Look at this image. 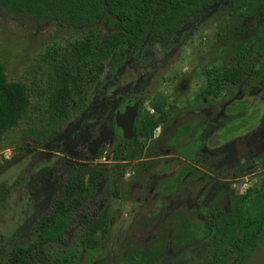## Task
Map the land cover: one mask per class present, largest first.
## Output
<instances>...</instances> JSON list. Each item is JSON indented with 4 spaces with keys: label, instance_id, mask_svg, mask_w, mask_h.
I'll use <instances>...</instances> for the list:
<instances>
[{
    "label": "rangeland",
    "instance_id": "obj_1",
    "mask_svg": "<svg viewBox=\"0 0 264 264\" xmlns=\"http://www.w3.org/2000/svg\"><path fill=\"white\" fill-rule=\"evenodd\" d=\"M231 2L212 0L163 42L115 47L79 94L75 48L85 29L0 9V64L28 97L23 116L0 138V264H12V248L35 243L37 218L80 165L103 175L90 197L73 203L63 235L45 245L40 260L213 264L214 251L229 250L209 238L200 206L222 207L228 190L264 182V60L254 64L263 71L247 77L243 90L224 86L216 96H201L210 72L231 59V40L255 28L264 11L262 0L255 15L238 20ZM90 28L111 32L101 23ZM64 64L74 77L66 96L59 76ZM129 98L163 120L137 157L114 158L121 146L114 113ZM184 138L190 144L182 147ZM101 211L104 231L89 232L87 218ZM229 252L223 264H234Z\"/></svg>",
    "mask_w": 264,
    "mask_h": 264
},
{
    "label": "trees",
    "instance_id": "obj_2",
    "mask_svg": "<svg viewBox=\"0 0 264 264\" xmlns=\"http://www.w3.org/2000/svg\"><path fill=\"white\" fill-rule=\"evenodd\" d=\"M211 1L0 0V9L12 14H26L38 23L54 20L85 29L84 35L78 39L77 50L75 48L78 52L79 94L83 81L89 79L93 82L97 78L102 71L103 61L115 47L125 45L138 48L143 44L163 42L189 16L201 11ZM261 1L232 0L231 13L238 20H244L255 15ZM260 15V22L255 28L246 29L237 39L231 40L235 46L231 59L210 72L201 96H216L224 86H228V90H243L247 77L263 71L261 66L254 65L264 60V11ZM96 23L104 24L111 32H94L90 27ZM66 66L64 64L59 68L63 82L62 96L68 94L67 85L74 82ZM67 105L62 110H66ZM27 106L25 86L19 81L7 80L0 64V138L6 130L18 123ZM154 109L157 111L156 107ZM57 110L60 113L61 108ZM162 120L163 115L154 116L147 110H139L134 120L133 137L122 139L121 146L113 150V157H137L144 142L152 138L153 130ZM187 144L190 141L184 138L181 146ZM192 154L189 151V155ZM102 175L100 169L92 166L72 167L64 180L61 195L49 211L40 215L35 222V243L12 248L8 253V262L48 264L46 260H40L45 245L60 239L69 222L71 206L76 201L90 197L93 184ZM223 204L222 207L208 206L204 210L210 223L208 236L216 245L232 247L235 250L234 264H242L261 244L258 234L264 223V182L246 187L241 194L228 190ZM87 224L89 232H103L106 224L104 212L101 211L96 218H87ZM225 253L224 248L214 251L213 264H223L222 256Z\"/></svg>",
    "mask_w": 264,
    "mask_h": 264
},
{
    "label": "water",
    "instance_id": "obj_3",
    "mask_svg": "<svg viewBox=\"0 0 264 264\" xmlns=\"http://www.w3.org/2000/svg\"><path fill=\"white\" fill-rule=\"evenodd\" d=\"M136 102L128 100L123 110L116 113V123L121 129V134L125 138H131L133 135V120L136 115ZM260 246L250 255L248 264H264V223L259 231ZM249 255V256H250Z\"/></svg>",
    "mask_w": 264,
    "mask_h": 264
},
{
    "label": "flooded vegetation",
    "instance_id": "obj_4",
    "mask_svg": "<svg viewBox=\"0 0 264 264\" xmlns=\"http://www.w3.org/2000/svg\"><path fill=\"white\" fill-rule=\"evenodd\" d=\"M206 7V6H205ZM128 100H134L135 102H136V106H137V108H136V115H135V117H134V120H135V118H136V116H137V114H138V111H139V109H138V102L135 100V99H133V98H129V99H127L126 101H125V104L127 103V101ZM125 104L123 105V107H122V109L119 111V110H117L115 113H114V124L119 128V130H120V135H121V141H122V139H127V140H129V139H131L132 137H133V135H132V137L131 138H125V137H123L122 136V134H121V129H120V127L117 125V123H116V118H115V115H116V113H120L122 110H123V108H124V106H125ZM134 120H133V126H134ZM193 155V154H192ZM191 157V156H190ZM245 190V189H244ZM244 190L243 191H241V192H239V193H237V194H241V193H243L244 192ZM225 197H226V195H225ZM206 205H202V206H200L202 209L201 210H206V207H205ZM208 222H209V220H207ZM210 224V223H209ZM208 231H209V229H208ZM258 237H259V234H258ZM260 240V239H259ZM261 243V242H260ZM224 246H226V245H224ZM228 247V249L229 250H226V253L223 255V256H225L226 254H227V252L228 253H230L229 251L231 250L233 253H235V250L232 248V247H229V246H227ZM222 256V257H223ZM234 258H235V256H234ZM234 258L233 259H231V261L232 260H234ZM212 261H213V255H212ZM228 264H232L231 262L230 263H228Z\"/></svg>",
    "mask_w": 264,
    "mask_h": 264
}]
</instances>
